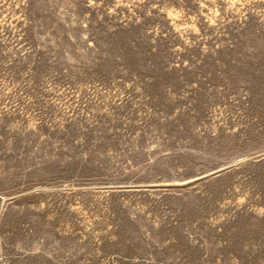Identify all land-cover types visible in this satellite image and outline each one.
I'll list each match as a JSON object with an SVG mask.
<instances>
[{
  "label": "rangeland",
  "instance_id": "1",
  "mask_svg": "<svg viewBox=\"0 0 264 264\" xmlns=\"http://www.w3.org/2000/svg\"><path fill=\"white\" fill-rule=\"evenodd\" d=\"M0 264H264V0H0Z\"/></svg>",
  "mask_w": 264,
  "mask_h": 264
}]
</instances>
